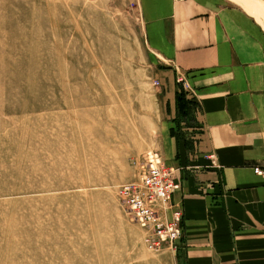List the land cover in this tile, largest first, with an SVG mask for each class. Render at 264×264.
Instances as JSON below:
<instances>
[{
  "label": "rangeland",
  "instance_id": "obj_1",
  "mask_svg": "<svg viewBox=\"0 0 264 264\" xmlns=\"http://www.w3.org/2000/svg\"><path fill=\"white\" fill-rule=\"evenodd\" d=\"M135 8L0 0V264H176L117 193L166 109Z\"/></svg>",
  "mask_w": 264,
  "mask_h": 264
},
{
  "label": "crops",
  "instance_id": "obj_2",
  "mask_svg": "<svg viewBox=\"0 0 264 264\" xmlns=\"http://www.w3.org/2000/svg\"><path fill=\"white\" fill-rule=\"evenodd\" d=\"M123 1L136 3L164 90L157 153L175 169L180 189L162 217L180 208L184 230L166 249L176 264H264V24L253 15L259 11L243 0Z\"/></svg>",
  "mask_w": 264,
  "mask_h": 264
},
{
  "label": "built area",
  "instance_id": "obj_3",
  "mask_svg": "<svg viewBox=\"0 0 264 264\" xmlns=\"http://www.w3.org/2000/svg\"><path fill=\"white\" fill-rule=\"evenodd\" d=\"M133 163L139 167L141 176L118 187L120 202L146 230L149 248L174 246L184 236L183 211L173 208L167 219L162 217V209L172 206V195L180 189L176 171L155 152L133 158ZM256 171L262 173L259 168Z\"/></svg>",
  "mask_w": 264,
  "mask_h": 264
},
{
  "label": "trees",
  "instance_id": "obj_4",
  "mask_svg": "<svg viewBox=\"0 0 264 264\" xmlns=\"http://www.w3.org/2000/svg\"><path fill=\"white\" fill-rule=\"evenodd\" d=\"M180 98V109L183 110L184 109V103H182V97H179Z\"/></svg>",
  "mask_w": 264,
  "mask_h": 264
}]
</instances>
